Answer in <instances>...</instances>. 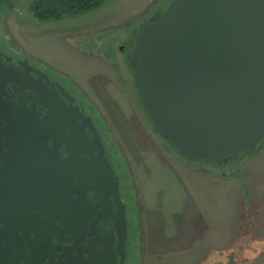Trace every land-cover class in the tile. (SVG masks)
<instances>
[{
  "label": "water",
  "instance_id": "obj_1",
  "mask_svg": "<svg viewBox=\"0 0 264 264\" xmlns=\"http://www.w3.org/2000/svg\"><path fill=\"white\" fill-rule=\"evenodd\" d=\"M19 64L0 62V264H125L127 205L93 119ZM132 64L145 116L181 156L227 166L262 151L264 0H175Z\"/></svg>",
  "mask_w": 264,
  "mask_h": 264
},
{
  "label": "rangeland",
  "instance_id": "obj_2",
  "mask_svg": "<svg viewBox=\"0 0 264 264\" xmlns=\"http://www.w3.org/2000/svg\"><path fill=\"white\" fill-rule=\"evenodd\" d=\"M33 1L0 17V47L62 82L94 118L128 206L127 264H169L144 252L151 229L171 245L194 214L193 200L208 233L217 215L223 229L217 245L224 248L175 264H264V147L252 160L225 167L183 162L144 120L130 89L119 49L169 0H106L86 15L47 23L30 12Z\"/></svg>",
  "mask_w": 264,
  "mask_h": 264
},
{
  "label": "flooded vegetation",
  "instance_id": "obj_3",
  "mask_svg": "<svg viewBox=\"0 0 264 264\" xmlns=\"http://www.w3.org/2000/svg\"><path fill=\"white\" fill-rule=\"evenodd\" d=\"M9 1H13L12 3H10L15 9L13 11H16L19 4L24 1V0H0V17L2 15H7L8 13L12 12L9 7H8V2ZM175 0H169V3L167 5V8L168 6ZM3 3V4H2ZM166 8V9H167ZM164 14V10H160V11H157L156 14H154L153 16H151L149 19L145 20L142 24H141V27L138 28L136 31H134L133 33V36L130 37L129 39H127L123 46L120 47V54L123 55V61H124V65L126 67V70H127V77H128V80L130 81V89L134 92V94L136 95V98H137V101H138V105L141 109V112L143 114V118L144 120L147 122V124L152 128L151 124L149 123L148 121V118L145 116V113L143 111V105H144V98H143V94L141 92V89L139 87V84H138V81L136 79V76H135V73L133 71V64H132V57L134 55V50H135V45H136V42L138 40V38L140 37V35L144 32V30H146L149 26H151L152 24H154L156 21H158V19L161 18V15ZM0 53H2L4 56L3 57H0V62L2 64H5L7 67L9 68H12L13 70L17 71V72H23L24 71V68L19 64V63H23L24 61L28 60V65L30 67H32L34 70L42 73L43 76H47L48 77V81L47 80H44L42 79L41 82L44 86L48 87V89L52 90V84H60L61 86L64 87V89L70 94L72 95L77 101L76 103H74L73 105L74 106H79L83 111H84V114L91 117L93 119V122L95 124V127L96 129L98 130V132L100 133L101 135V138H102V143L103 145L105 146L106 148V156L109 158V161L110 163L112 164V167L114 169V172H115V175L119 178V181H120V190H121V194H122V201L125 203L124 199H123V188H122V181H121V178L120 176L118 175V172L116 170V167L114 166L113 164V161H112V158L109 154V150L104 142V139H103V135L101 133V131L98 129V126L94 120V118L88 114L86 112V110L84 109V107L81 105L80 101L65 87V85L60 82L58 79L54 78L51 74H49L47 71H45L44 69H42L41 67L35 65L34 63H32L30 61V59H27V58H21L19 56H16L10 52H7L5 51L3 48L0 47ZM7 58H10L11 61L8 62ZM122 58V57H121ZM31 76L35 79H38V77L31 73ZM53 90H55V88H53ZM1 92V91H0ZM0 95H2L0 93ZM7 96H11L13 97V102H16L17 103V100L16 98L19 96L17 94H15V92L13 91V85H8L6 87V89L3 91V101L4 102H7L8 100L6 99ZM29 105V104H28ZM153 130V128H152ZM154 132V130H153ZM62 153V150L60 151ZM62 157H66L65 155H63ZM88 198L90 199V201H95V198L93 197L92 194H89L88 195ZM126 204V203H125ZM127 205V204H126ZM114 212L116 213L117 212V208L114 209ZM127 218H128V206H127ZM112 226H113V222L112 221H102L100 224L98 223L97 225V229H98V232L101 233L102 235L104 234H107L109 231L112 230ZM117 264H119V258L117 259ZM128 262V247H127V259H126V262L125 264H127Z\"/></svg>",
  "mask_w": 264,
  "mask_h": 264
},
{
  "label": "crops",
  "instance_id": "obj_4",
  "mask_svg": "<svg viewBox=\"0 0 264 264\" xmlns=\"http://www.w3.org/2000/svg\"><path fill=\"white\" fill-rule=\"evenodd\" d=\"M193 203L196 209L194 210L193 216H189L184 219L182 228L184 233L180 234L177 240L172 242L171 245L165 247L166 243L163 240H160L158 235L152 233L153 230L151 229V237L150 235L148 236L151 238V241L150 244L149 242L147 243L148 250L145 249V253L148 252V255L153 259L155 258L158 260L162 257L165 259L164 262L166 261V263L175 264V261H180L182 258L190 260L192 258V254H194V258L197 257V259L201 261L204 253H218L220 249L224 248V246L220 248V246L217 245L219 236L223 234L221 232L223 229H221L218 225L219 219L217 215L211 216L213 218V220H211L213 222L216 221L217 226H213L211 232L208 233L209 229L206 228L208 227V219L204 218L200 211L198 216L195 215L197 206L194 200ZM226 233L230 234L229 232ZM209 235L213 237L210 239L211 243L215 242V244H207Z\"/></svg>",
  "mask_w": 264,
  "mask_h": 264
},
{
  "label": "trees",
  "instance_id": "obj_5",
  "mask_svg": "<svg viewBox=\"0 0 264 264\" xmlns=\"http://www.w3.org/2000/svg\"><path fill=\"white\" fill-rule=\"evenodd\" d=\"M105 1L106 0H34L31 3L29 10L32 13V15L35 17V19H37L39 22L42 23L61 22L65 19L77 18L86 15L88 13H91L95 10H98L104 5ZM166 8L167 5L163 9L164 12ZM162 16L163 14L161 15V17ZM165 143L172 151L175 152L178 158L183 162L190 163L193 166L198 165V166L212 167L213 165V163H210L209 165H205L204 163H195L192 160L184 156H181L170 143L168 142ZM235 162L236 161H233L230 164H233ZM217 165H224V164L222 163ZM217 167L220 168V166Z\"/></svg>",
  "mask_w": 264,
  "mask_h": 264
}]
</instances>
